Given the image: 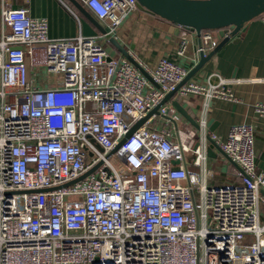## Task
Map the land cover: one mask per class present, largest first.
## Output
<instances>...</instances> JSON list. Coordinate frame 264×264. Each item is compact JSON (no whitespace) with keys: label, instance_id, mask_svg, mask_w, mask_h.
Returning <instances> with one entry per match:
<instances>
[{"label":"built area","instance_id":"1","mask_svg":"<svg viewBox=\"0 0 264 264\" xmlns=\"http://www.w3.org/2000/svg\"><path fill=\"white\" fill-rule=\"evenodd\" d=\"M75 1L115 40L140 10L137 0ZM0 2V264H264L254 128L222 139L209 124L211 101L238 102L236 86L264 79L214 72L177 90L190 72L180 63L151 66L129 50L151 82L100 36L51 38L47 19ZM178 27L184 57L191 31ZM199 38L204 55L222 40L218 30ZM189 96L201 100L198 129L173 114L171 102ZM254 107L264 116V104ZM212 142L240 185L213 184Z\"/></svg>","mask_w":264,"mask_h":264},{"label":"crops","instance_id":"2","mask_svg":"<svg viewBox=\"0 0 264 264\" xmlns=\"http://www.w3.org/2000/svg\"><path fill=\"white\" fill-rule=\"evenodd\" d=\"M14 8H26L33 18H45L49 24V36L54 39H70L82 33L81 19L84 14L71 0H10ZM1 14V2H0ZM262 16L250 21L241 31L234 35L200 71L192 81L205 82L214 72L227 78L264 79V22ZM97 20V19H96ZM106 30V25L97 20ZM1 25V17H0ZM99 41L106 47L113 48V56H120L118 50L109 42V37H101ZM181 39V30L176 25L158 16L139 10L131 15L121 26L117 41L127 50L133 51L137 58L145 64L154 66L159 59L165 57L180 63L190 71L199 63L200 38L191 32L187 54H177ZM216 82L217 79L212 77ZM238 102L214 100L210 102V130L226 139L234 126L250 125L254 128L256 172H264V116L256 109V104H264V83L247 82L234 89ZM182 106L194 119L201 106V100L189 96L181 101ZM174 109V108H173ZM183 126L195 128L177 110ZM158 127H161L159 125ZM216 158H210L215 172L225 176L223 183L216 181V186L240 185V171L228 157L214 149Z\"/></svg>","mask_w":264,"mask_h":264},{"label":"water","instance_id":"3","mask_svg":"<svg viewBox=\"0 0 264 264\" xmlns=\"http://www.w3.org/2000/svg\"><path fill=\"white\" fill-rule=\"evenodd\" d=\"M141 11L158 16L177 26L184 27L191 32H196L200 37L204 30H218L222 38L219 46L207 55L200 54L199 63L189 72L184 81L178 86L177 90L191 80L200 69L211 60V58L227 43L230 39L241 31L250 21L264 14V0H137ZM71 2L84 14L81 19L82 34L86 37H97L99 33L105 35L106 30L98 23L86 9L81 7L75 0ZM109 42L118 52L129 58L142 74L153 82L152 78L143 70L137 62L132 59L127 50L113 37H109ZM201 46V40H200ZM176 90L166 96L162 104L168 103L175 95ZM172 107L177 110L192 126L198 129L196 120L188 114L185 108L176 100L171 102ZM159 107L154 109L147 118L140 121L128 134L130 137L151 115L158 112ZM194 113H197L194 111ZM211 128V126H210ZM214 149L222 150L214 142L208 149L210 158H216ZM115 152V151H114ZM112 152V154L114 153ZM223 153V152H222ZM178 164V162H175ZM95 167L82 176L80 179L68 184H74L83 180L93 173ZM67 185V186H68Z\"/></svg>","mask_w":264,"mask_h":264},{"label":"rangeland","instance_id":"4","mask_svg":"<svg viewBox=\"0 0 264 264\" xmlns=\"http://www.w3.org/2000/svg\"><path fill=\"white\" fill-rule=\"evenodd\" d=\"M106 50L108 51V53L110 54V55H113L114 54V51L112 50L113 48H111V47H108V45H106ZM126 50V49H125ZM224 178H225V176H223L222 174H221V172L220 171H217V173H216V181L217 182H222L223 183V180H224ZM226 179V178H225Z\"/></svg>","mask_w":264,"mask_h":264}]
</instances>
